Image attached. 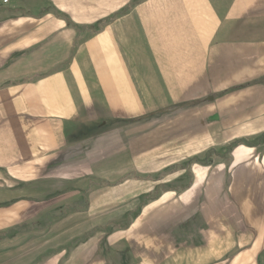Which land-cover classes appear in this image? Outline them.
Returning <instances> with one entry per match:
<instances>
[{
  "label": "crops",
  "instance_id": "obj_1",
  "mask_svg": "<svg viewBox=\"0 0 264 264\" xmlns=\"http://www.w3.org/2000/svg\"><path fill=\"white\" fill-rule=\"evenodd\" d=\"M0 264H264V0H0Z\"/></svg>",
  "mask_w": 264,
  "mask_h": 264
}]
</instances>
